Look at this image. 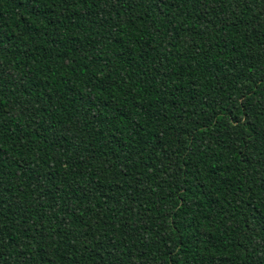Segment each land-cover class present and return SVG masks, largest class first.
<instances>
[{
	"label": "trees",
	"instance_id": "1",
	"mask_svg": "<svg viewBox=\"0 0 264 264\" xmlns=\"http://www.w3.org/2000/svg\"><path fill=\"white\" fill-rule=\"evenodd\" d=\"M0 264H264V0H0Z\"/></svg>",
	"mask_w": 264,
	"mask_h": 264
}]
</instances>
